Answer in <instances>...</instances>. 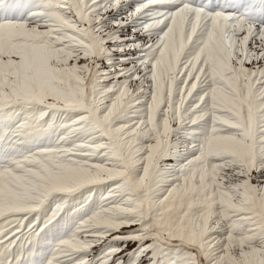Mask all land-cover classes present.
I'll return each instance as SVG.
<instances>
[{
    "label": "snow or ice",
    "instance_id": "obj_1",
    "mask_svg": "<svg viewBox=\"0 0 264 264\" xmlns=\"http://www.w3.org/2000/svg\"><path fill=\"white\" fill-rule=\"evenodd\" d=\"M0 264H264V0H0Z\"/></svg>",
    "mask_w": 264,
    "mask_h": 264
}]
</instances>
